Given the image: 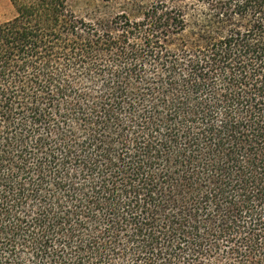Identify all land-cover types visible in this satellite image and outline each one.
Here are the masks:
<instances>
[{
    "label": "trees",
    "instance_id": "trees-1",
    "mask_svg": "<svg viewBox=\"0 0 264 264\" xmlns=\"http://www.w3.org/2000/svg\"><path fill=\"white\" fill-rule=\"evenodd\" d=\"M11 1L0 264H264V0Z\"/></svg>",
    "mask_w": 264,
    "mask_h": 264
},
{
    "label": "rangeland",
    "instance_id": "rangeland-1",
    "mask_svg": "<svg viewBox=\"0 0 264 264\" xmlns=\"http://www.w3.org/2000/svg\"><path fill=\"white\" fill-rule=\"evenodd\" d=\"M83 7V5H82ZM16 15V8L11 0H0V21H6Z\"/></svg>",
    "mask_w": 264,
    "mask_h": 264
}]
</instances>
